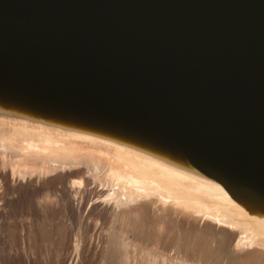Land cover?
Instances as JSON below:
<instances>
[{"label": "water", "instance_id": "95a60500", "mask_svg": "<svg viewBox=\"0 0 264 264\" xmlns=\"http://www.w3.org/2000/svg\"><path fill=\"white\" fill-rule=\"evenodd\" d=\"M0 264H264V0H0Z\"/></svg>", "mask_w": 264, "mask_h": 264}]
</instances>
